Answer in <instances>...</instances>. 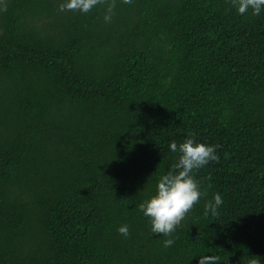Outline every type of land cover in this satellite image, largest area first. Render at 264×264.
<instances>
[{"label": "trees", "instance_id": "obj_1", "mask_svg": "<svg viewBox=\"0 0 264 264\" xmlns=\"http://www.w3.org/2000/svg\"><path fill=\"white\" fill-rule=\"evenodd\" d=\"M61 2L0 0V264H264V9L115 0L106 21L111 0ZM188 136L219 158L153 234L139 205Z\"/></svg>", "mask_w": 264, "mask_h": 264}, {"label": "clouds", "instance_id": "obj_2", "mask_svg": "<svg viewBox=\"0 0 264 264\" xmlns=\"http://www.w3.org/2000/svg\"><path fill=\"white\" fill-rule=\"evenodd\" d=\"M99 0H62L60 9H79L82 12L89 11ZM233 6L243 14L251 8L253 14H259L264 9V0H233ZM115 0L108 4L104 19L110 20ZM216 144H208L186 137L181 143L176 140L169 142V148L173 152H179L178 159L170 168L162 174L156 184V191L146 201L139 205L143 214L150 218L151 232L164 234L171 237L176 226L192 209L204 194L200 182L196 179L194 171L206 165L210 160L218 159ZM223 197L219 192L213 194L212 199L204 204V215H217ZM117 231L125 236L129 233V226L121 224ZM174 243L172 238L165 239V247ZM220 257L215 254H204L198 257L196 264H218ZM248 264H260L256 258H251Z\"/></svg>", "mask_w": 264, "mask_h": 264}]
</instances>
